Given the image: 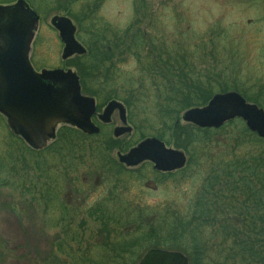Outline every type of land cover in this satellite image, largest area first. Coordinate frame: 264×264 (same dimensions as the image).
<instances>
[{
    "label": "rangeland",
    "instance_id": "rangeland-1",
    "mask_svg": "<svg viewBox=\"0 0 264 264\" xmlns=\"http://www.w3.org/2000/svg\"><path fill=\"white\" fill-rule=\"evenodd\" d=\"M5 1L0 0V4ZM27 1L41 16L30 53L38 72L65 68L78 74V67L84 66L80 65L81 55L62 59L64 43L51 24L54 15L68 12L77 29L76 39L87 54L91 47L104 51L99 38L106 40L110 36L105 41L106 48L113 49L107 67L118 66L122 79V85L113 89L123 92L124 98L128 97L127 92L135 94L141 102L128 111L131 134L114 136V128L122 125L115 113L113 123L103 126L102 135L68 134L55 146L53 143L64 127L60 126L56 139L38 151H33L13 132L7 118L0 115V264H113L114 257L118 260L123 256L124 237L142 226L147 236L141 237L134 256L130 255L137 264L151 248L165 249V245H171H162L157 230L162 229L160 222L165 225L164 230L180 231L185 226L192 230L194 218L187 217L195 196L204 188L207 178L216 176L220 164L232 167V154H238L233 143L206 150V154L196 145L190 146L188 152L170 144L183 150L188 158L186 167L173 175H160L145 166L146 173H138L121 165L117 158L121 149L113 148V140L128 142L141 139L143 134L153 137L163 132L159 101H147L139 82L141 66H155L151 63L154 54L149 49L160 48L171 55L163 58L161 66L178 58L185 64L183 69L213 72V78L227 86L228 91L264 94V0H76L72 5L70 0ZM137 33H144L143 38L148 37L154 44L148 45L141 56L150 62L140 64L134 49L121 43L113 48L117 39L125 41L128 34L132 37ZM143 79L144 86L150 88L145 76ZM82 93L102 104L117 100L102 102L83 89ZM180 125L185 129L188 124L180 120ZM187 133H177V139L175 132L170 135L178 143H196L191 132ZM244 144L238 147L244 149L242 152L255 151L250 143ZM260 149L264 151V145ZM231 172L222 177L217 193L220 201L213 210L220 212L219 224L242 228L243 217L248 215L250 219L254 207L247 200L255 195L257 184L258 194L264 192V181H258L252 172L243 174L242 169ZM100 205L105 211L109 207L112 210L105 219L97 220L95 212L89 214L88 210L91 207L93 212ZM118 208L129 210L122 213ZM142 214L146 215L145 220L127 226ZM104 222H108V227ZM151 228L158 236L148 235ZM202 229H206L204 243L211 246L212 228L207 224ZM149 236L152 237L148 239ZM178 236L173 235L177 239L174 243L186 240ZM201 237L202 234L197 235L199 240ZM113 248L118 251L114 253ZM212 252L211 249L210 255Z\"/></svg>",
    "mask_w": 264,
    "mask_h": 264
},
{
    "label": "trees",
    "instance_id": "trees-1",
    "mask_svg": "<svg viewBox=\"0 0 264 264\" xmlns=\"http://www.w3.org/2000/svg\"><path fill=\"white\" fill-rule=\"evenodd\" d=\"M129 35L130 34L127 35L125 41H119V39L114 41L115 43L113 48L117 49L118 44L121 43L125 47L127 46L134 49L133 53H136V58L139 59L138 61H140V64L150 62L148 61L149 59H143L141 56L146 52L145 48L148 45L153 46L154 44L149 42L148 37L145 36V38H143V35H145L144 33H137L132 37ZM109 38L110 36L107 37L106 40L104 38H99L100 43H102L105 48L104 51H100V49L96 48L92 49L91 47L88 54L81 57L82 61L80 60V65L84 66H76L79 68V71L77 72L81 79L82 89L91 94V96L98 97L102 102H106L111 99L120 100L125 104L127 110L131 112L132 109L136 107V104L141 102V99L137 98L135 94L132 95L128 92V97L125 95L127 98H124L121 96L123 92H116V88L122 85V79L118 73L117 65L115 68L107 67L108 62L112 57L111 52L113 51V49L112 51L108 50L105 45V41L109 40ZM129 40L131 41L130 44L128 43ZM156 49H149L150 52L154 54V58H152V61L154 62L151 63H154L155 66L146 67L144 65H140L141 69L138 72L139 76L142 78L139 79V82L142 84L141 90L144 93L143 97L146 98L147 101H159L158 107L162 113L159 117L163 120V132L157 133L154 137L160 138L168 145H176L178 148L183 150L185 149L188 152L190 150V146L194 145L199 146L205 154L207 153L206 150L214 147L229 146L232 143L235 144L234 148L236 150L238 149V154H232L233 166L231 167L230 165L226 166L220 164L218 169L215 171L216 176L214 178H207V182L203 185L204 188H201L199 193L195 196L193 200L192 212L188 214L187 219H189L192 215L194 221L198 223V225H195L196 227L194 226L193 221L192 230H190L188 226H185L180 231H172L170 229L164 230L166 227L160 222L159 225H163L162 229L157 230L162 239V245L171 244L168 246L165 245V249L177 250L184 253L189 257L190 264H264V196H259V194L262 195L264 192L261 190L258 194L257 190L260 188V185H256L255 195L252 196L250 201L247 200V203L250 202L251 205H254V207L252 206V215H250V219H248V215L243 217L242 224L244 227L227 228L226 226L219 224L218 219L221 216L219 214L220 212L215 209L213 210V206L218 204L220 201L217 194L218 186L221 185L224 174L231 175V171L238 172V169H242L243 174L252 172L258 181H264V151H261L260 149V146L264 145V138H260L255 133L248 130L244 122L240 119L230 121L219 129H202L192 124L185 126V129L181 128V113L184 110L192 107L204 106L215 94L218 92L228 91L229 89L227 86H222L219 81L213 78V72L208 71V73H203L197 69H183L185 64L181 63L178 58L174 59L173 63L170 60L169 65H159V63L165 61L163 58L167 59L171 55H167L169 53L166 50L160 48ZM155 54H157V56H155ZM144 76L149 81V86H151L150 88H146L144 86V82L146 81L143 79ZM107 86L110 88L109 91L105 90V87ZM114 86L116 87L115 89H113ZM236 91L240 92L248 101L258 104L260 107L264 108L263 92H260V94L255 93L254 95H249L247 93H242L240 90ZM148 104L150 105V103ZM187 131L191 132L193 135V141L196 143H178V140L172 139V136L170 135L171 132H175V139H177V133L188 135ZM58 134L57 140L53 143L55 146H59L60 141H63V138L67 137L68 134L83 135V133L79 130L72 127L66 128V126L62 127V130ZM214 135L216 136L215 138ZM85 137L90 136L86 135ZM146 137L147 136L143 134L141 139L140 137L136 138L137 140H142ZM137 140L133 139L128 142L113 140L112 146L116 149H127V147L133 145ZM244 143H250L254 147L255 151L242 152L244 149L239 148H242V145H245ZM191 161L193 162L195 159L192 158ZM243 165H246L248 168L244 169ZM119 167L122 168L121 166ZM144 170L145 169L143 167L141 172H145ZM126 203L127 201L125 199L123 204L126 205ZM94 209L95 210L92 212V208L90 207L88 212L89 214L95 212L94 214L97 215V220L105 219L106 215H109V213L111 214L112 210V208L109 207L105 211L103 205L95 207ZM117 210L123 213V210L129 209L118 208ZM131 211L135 213V211L130 208V212ZM141 212L143 211H139L138 213ZM145 216L146 215L142 214L141 217L135 219L127 226L129 227L137 221H139V223L142 222L143 219L145 220ZM108 220H111V218L108 217ZM207 224H209L212 228V233L209 236L213 239L211 246L206 241L204 243L206 229L202 228L207 226ZM103 225L108 227L109 224L108 222H104ZM141 227H139L138 230L129 231V233L124 237L123 256L118 260L114 257L113 264L136 263V261L130 258V255L132 257L134 256L133 254L135 253V249L140 244L138 241H141V237L147 233H144L143 230H141ZM201 234L202 237L199 240L197 235ZM148 235L158 236V233L155 232L154 228H151ZM173 235L176 238H179L178 235H180L186 240L174 243L177 239L173 238ZM117 237L120 238L119 235H117ZM151 237L152 236H149L148 239ZM189 239L191 242L190 245L188 244ZM207 241L210 240L207 239ZM172 246H174L175 249H171ZM210 248L213 250L212 255L209 253L211 250ZM113 250L114 253L118 251L115 248H113Z\"/></svg>",
    "mask_w": 264,
    "mask_h": 264
},
{
    "label": "water",
    "instance_id": "water-1",
    "mask_svg": "<svg viewBox=\"0 0 264 264\" xmlns=\"http://www.w3.org/2000/svg\"><path fill=\"white\" fill-rule=\"evenodd\" d=\"M39 20L24 0L13 5L0 4V113L7 118L13 132L34 150H41L55 140L58 127L64 124L89 135L100 133L92 121L96 113L95 98L83 95L77 73L71 69L41 72L34 69L29 54ZM51 24L64 43L63 60L87 53L76 39L77 29L71 19L54 16ZM117 110L123 123L114 129V136L119 138L132 132L124 104L112 100L99 118L108 124ZM236 118L264 138V109L249 103L236 91L218 93L207 105L190 108L182 115L185 123L215 129ZM117 157L128 167L150 161L161 172L177 171L187 164L183 151L167 147L156 137L146 138L126 154L118 152ZM138 264H190V261L180 251L152 248Z\"/></svg>",
    "mask_w": 264,
    "mask_h": 264
},
{
    "label": "flooded vegetation",
    "instance_id": "flooded-vegetation-1",
    "mask_svg": "<svg viewBox=\"0 0 264 264\" xmlns=\"http://www.w3.org/2000/svg\"><path fill=\"white\" fill-rule=\"evenodd\" d=\"M18 0H6L5 1V3H2V5H13V4H15L16 2H17ZM25 2H26V4L33 10V11H35L37 14H38V16H39V18H40V20H41V16H40V14L35 10V9H33V7L29 4V2L27 1V0H24ZM76 0H70V2H69V5H72L74 2H75ZM69 13L67 12L65 15H60V14H58V15H54V16H64V17H68L69 19H71L70 17H69V15H68ZM53 16V17H54ZM52 17V18H53ZM40 20H39V22H40ZM72 20V19H71ZM72 22H73V20H72ZM76 34H77V31H76ZM33 41H34V39H33ZM32 44H33V42H32ZM31 47H32V45H31ZM30 53H31V48H30ZM75 56H77V55H75ZM74 57V56H73ZM70 58H72V57H70ZM69 58V59H70ZM68 60V59H67ZM57 69H61V68H57ZM63 69H65V68H63ZM42 70H44V69H42ZM41 70V71H42ZM67 70V69H66ZM95 101H96V113L93 115V117H92V121H93V123L94 124H96L99 128H100V133L99 134H97L96 136H99L101 133H102V130H103V126H108V125H111L112 123H113V116H114V114L115 113H118V115H119V118H120V113H119V111L117 110V111H115L114 113H113V115H112V117H111V122L110 123H104V122H102L101 121V119L99 118V116L101 115V114H103V112H104V110H105V108L107 107V103H103V104H101V103H99V101H98V99H96L95 98ZM104 105H105V107H104ZM103 107H104V109H103ZM101 109H103V111L101 112ZM127 119H128V123H129V118H128V111H127ZM120 120H121V118H120ZM122 122V121H121ZM117 127H122L121 125L120 126H116L115 128H117ZM132 127V126H131ZM114 128V129H115ZM132 131H133V128H132ZM132 133V132H131ZM131 133H128V134H131ZM139 143H137V144H133V145H130L129 147H127V149H122L121 148V153L122 154H126V153H128L132 148H134V147H136L137 145H138ZM166 145H167V147H169V145L166 143ZM121 165H124V166H126L125 164H121ZM151 167V168H153V170H154V166H153V164L152 163H150L149 161H147V162H144V163H142V164H140V165H138V166H136V167H128V166H126L127 168H129V169H131V170H135L136 172H138V173H140L141 172V170L143 169V167ZM156 173H158V174H160V175H164V176H169V175H173L174 173H176V172H178V171H171V172H161V171H157V170H154Z\"/></svg>",
    "mask_w": 264,
    "mask_h": 264
}]
</instances>
